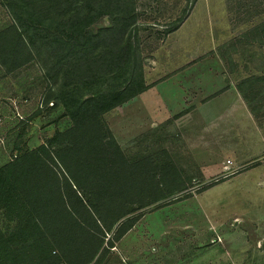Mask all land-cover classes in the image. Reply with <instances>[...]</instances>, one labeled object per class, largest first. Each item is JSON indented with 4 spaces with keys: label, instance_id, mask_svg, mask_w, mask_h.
I'll return each mask as SVG.
<instances>
[{
    "label": "rangeland",
    "instance_id": "1",
    "mask_svg": "<svg viewBox=\"0 0 264 264\" xmlns=\"http://www.w3.org/2000/svg\"><path fill=\"white\" fill-rule=\"evenodd\" d=\"M135 12L144 79L152 87L104 113L128 160H121L120 181L131 191L116 208L131 211L104 232L88 264H264V183H258L264 182V82L253 94L257 115L241 95L239 106L230 96L206 101L242 78L264 76V0H135ZM9 21L0 1V29ZM109 24L101 16L90 29ZM183 67L193 70L183 80L184 101H171L170 110L167 84L159 95L153 86ZM50 85L36 60L10 73L0 65V166L72 125L61 105L42 104ZM201 101L197 117L177 123ZM196 136L204 168L188 153ZM237 155L243 162L236 168L233 162L210 171ZM1 220L4 228L16 225L3 212Z\"/></svg>",
    "mask_w": 264,
    "mask_h": 264
},
{
    "label": "trees",
    "instance_id": "2",
    "mask_svg": "<svg viewBox=\"0 0 264 264\" xmlns=\"http://www.w3.org/2000/svg\"><path fill=\"white\" fill-rule=\"evenodd\" d=\"M0 1L10 17L0 65L10 73L38 61L54 85L42 104L61 105L72 121L0 166V212L16 222H0V264H88L104 232L131 211L116 208L131 191L120 181L128 160L104 113L148 87L135 0ZM101 16L110 24L91 30ZM261 82L252 75L236 84L253 115Z\"/></svg>",
    "mask_w": 264,
    "mask_h": 264
},
{
    "label": "crops",
    "instance_id": "3",
    "mask_svg": "<svg viewBox=\"0 0 264 264\" xmlns=\"http://www.w3.org/2000/svg\"><path fill=\"white\" fill-rule=\"evenodd\" d=\"M194 58L193 59H195V57H196V55L195 56H193ZM192 59V58H191ZM193 70L191 69V68H176V69H174V70H172V71H168V72H165L164 74H163V77H160V79H159V81H158V83L157 84H155L153 87H154V89H155V91L158 93V95H159V91L157 90V88L159 87V86H161V84H167V88H166V90H167V92L169 93V95H167V94H165L164 95V98H163V101H164V103H165V105L167 106H169V109L171 108L172 109V106L169 104L171 101H172V103L173 104H175L176 106H178V105H180V104H183V101H184V98H182L181 96H182V87H183V80L185 79V76H186V74H189V73H191ZM221 81H219V83H220ZM170 83V84H169ZM172 83V84H171ZM148 84V83H147ZM174 85H176V86H178L179 87V89H180V93L178 94V95H176L174 92H176L175 91V89H174ZM152 86H148L144 91H142V92H140L139 94H137V95H135V96H133L132 98H130V99H128L127 101H125V102H123L121 105L123 106V107H125L126 105H127V103H129V102H131V101H133L135 98H138L139 96H140V94L142 95L143 93H146V91H148L150 88H151ZM171 88V90L169 89V88ZM222 89V88H221ZM220 89V90H221ZM175 94V95H174ZM228 96H230L236 103H237V105L239 106V102H238V99L236 98V97H238L239 98V96H240V94H239V92H238V90H237V88H236V86L235 85H230V86H228V87H226V88H224V89H222L221 91H219L217 94H215L214 96H212L211 98H209L208 100H206V101H210V103H211V105H213L212 104V102L211 101H214V103L216 102H221V100L222 99H225L226 97H228ZM227 99V98H226ZM243 101V100H242ZM203 103L204 102H200V103H195V106L194 107H192V109H190L189 111H188V114H184L183 116H178V118L176 119V121H177V123L178 124H184V123H186V122H191V120L193 119V118H195V117H197V106H198V104L199 105H203ZM226 105V104H225ZM175 106V107H176ZM170 109V110H171ZM247 113L245 114V117H247L251 122H252V116H251V113H250V111L248 110V111H246ZM186 138V137H185ZM194 140V142H193V145H191V144H189V154L190 155H192L193 157V160L195 161V163H196V165L197 166H200V167H202V168H204L205 167V160H204V158H203V155H200L199 153H197V152H195V148L198 146V145H200L198 142V138H197V136H196V138L195 139H193ZM201 144L203 143L202 142V140H201V142H200ZM165 148H167V146H164ZM171 148V147H170ZM259 153V151H256V152H253L252 154H250L249 156H251V157H253L254 158V156H256L257 154ZM251 157H248V158H251ZM236 159L235 160H231L230 158H226L225 159V161H223V162H221V164L220 165H218V167H214V168H212V169H210V171H218V170H222V171H224V170H226L227 168H230V165L229 164H233V162H235V164H234V167L236 168L237 166H239V164H241V162H243V157H241L240 155H237V157H235ZM247 158V159H248ZM226 160H229V162H227ZM209 161V160H208ZM207 161V162H208ZM201 163H202V166H201ZM258 166H261V165H258ZM199 167V169H201ZM201 170H204V169H201ZM243 171V170H242ZM242 171H239V170H235V171H233L231 174H233V175H240V173L242 172ZM262 172H263V170H262ZM262 172L260 173V175L262 174ZM242 174V173H241ZM259 178V177H258ZM258 183H264L263 181H260L259 179H258ZM262 186H264V184H262Z\"/></svg>",
    "mask_w": 264,
    "mask_h": 264
},
{
    "label": "built area",
    "instance_id": "4",
    "mask_svg": "<svg viewBox=\"0 0 264 264\" xmlns=\"http://www.w3.org/2000/svg\"><path fill=\"white\" fill-rule=\"evenodd\" d=\"M53 102L52 101H49V104H52ZM229 161V160H228Z\"/></svg>",
    "mask_w": 264,
    "mask_h": 264
}]
</instances>
